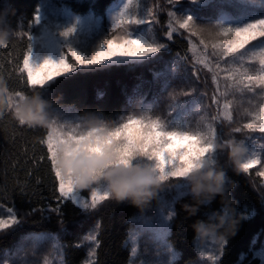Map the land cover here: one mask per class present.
<instances>
[{
    "label": "trees",
    "instance_id": "obj_1",
    "mask_svg": "<svg viewBox=\"0 0 264 264\" xmlns=\"http://www.w3.org/2000/svg\"><path fill=\"white\" fill-rule=\"evenodd\" d=\"M115 1L69 0L67 5L76 13L92 11L103 15ZM39 3L40 0H0L1 20L12 29L6 46L0 48V100L5 105L0 112V207L13 210L21 220L13 229L0 233V256L25 236L46 233L58 237L64 264H84L88 252L82 241L95 229L97 245L90 264H129L131 253L126 241L131 219L139 213L112 200L88 213L82 212L71 200L61 203L63 198L59 195L48 149L43 143L46 128L20 126L12 118L6 95L38 93L52 99L53 107L70 106L80 116L107 120L129 112L137 116L146 105L150 106L151 115L166 116L168 103L181 100L191 91L200 94L202 91L198 88L205 77L196 69L201 83L190 80L193 67L188 56V42L174 35L166 41L165 49L146 61L77 71L55 78L47 88H32L27 85L25 73L19 71L30 41L25 33L19 35L18 31L20 25L25 31L34 20ZM214 10L210 6L201 8L198 22H212L210 15ZM100 93L103 95L99 96ZM226 174L235 183L231 197L240 223L236 233L224 241L218 264H259L252 252L261 246L264 236V192L260 189V178L255 177L252 170L236 174L227 165ZM158 201L159 198L151 208L157 206ZM182 203H190L188 194L174 203L176 215L171 218L167 241L178 253L174 264H193L197 251L190 225L196 219H203L210 210L218 209L219 204L213 202L210 208H201L197 216L187 218L180 210ZM241 254H244L243 260Z\"/></svg>",
    "mask_w": 264,
    "mask_h": 264
},
{
    "label": "rangeland",
    "instance_id": "obj_2",
    "mask_svg": "<svg viewBox=\"0 0 264 264\" xmlns=\"http://www.w3.org/2000/svg\"><path fill=\"white\" fill-rule=\"evenodd\" d=\"M67 1L69 0H40L34 15V17L39 16V22L36 23L34 19L27 25L25 31L21 28L22 25L19 26V35L25 33L28 38L30 37L28 52H32L34 60L39 61L45 56L56 59L65 47H71L87 57L104 38L125 34L141 36L157 43H163L165 45L163 49H165L166 41L174 35H180L186 39L189 45L188 56L193 67V75H191L190 80L196 83L200 82L196 69L199 74H203L205 77L198 88L202 92L195 94L191 91V93L184 94L181 100L168 103L165 108L166 116L151 115V112H148V115L153 119L159 118L168 125L169 130L186 131L190 134L207 132L208 126H211L216 133L215 142L230 138L241 141L249 150V153L256 151L260 155L262 165H264V136L259 133H247L246 131L237 133L233 131L234 128L241 127L243 123L248 121L249 118L245 116V111L258 103V96L247 92L243 94L234 93L231 89L227 90L226 95H221L220 93L226 91V82L222 79L225 73L220 72L216 67L219 64L221 68H226L229 63L235 66L241 62L245 66L257 67L258 65H248L247 57L250 52L259 51L261 47H264V38L253 41L242 50L244 57L242 61L240 59L234 60L232 57L227 58V60L221 59L220 49L212 47L213 44H221L225 39V37L217 35L220 30L230 29L235 31L264 19V0H179L178 3L172 4H169L168 0H131L130 4L129 0H116L106 9L103 15L95 14L92 11L83 14L76 13L70 9ZM125 4H129V15L148 19L151 22L129 27L127 33L122 28H115L113 19L118 16ZM206 6L215 9L214 14L210 15L213 20L210 23L202 24L197 19L201 17L200 9ZM149 9L153 13L152 16H148ZM174 18L179 22L191 18L196 28L203 30L202 36H193L188 31L179 29ZM0 22H2L1 15ZM68 29H72V32L69 37L65 38L61 33ZM169 32H171V37H169ZM202 39L204 43H201ZM205 44H207V47H205ZM64 51L67 53V49H64ZM240 56L241 53H237V57ZM66 58L70 63L75 64L70 55H66ZM114 64L118 65L116 63H106L99 66H85L80 69L77 68L75 72L109 67ZM209 68L212 71H209ZM25 75L27 77L26 73ZM214 75L217 76L218 83H213ZM51 82H48L44 88H47ZM214 97L218 100V103L212 102ZM6 99L8 108L13 111L14 106L19 102L17 95L7 94ZM227 100L233 102L231 121L225 120L220 115L222 105ZM9 103L12 105L11 108ZM144 108L147 109L150 106L146 105ZM141 109L137 116L129 112L127 115H118L113 120L102 117L99 122L108 129H114L120 123L126 122L128 116H141L143 114ZM178 113L179 116H177ZM213 117H216V119H213ZM90 122L96 123L97 121H90L88 117L78 115L76 109L70 106L52 107L49 118V123H51L53 129H61L65 132L75 130L77 134L90 130ZM45 128L47 133L51 130L48 126ZM211 159L213 160V166H215L216 164H223L225 157L221 152H214L211 154ZM138 162L154 163L143 157H139ZM262 165H257L249 171H254V176L260 178V189L264 192V178L257 175L258 171L264 170ZM91 190L92 188L86 190V193L77 190V194L82 200H87L90 203ZM185 194H187V185L181 179L169 178L164 181L157 206L149 208L144 213H139L131 219V228L126 241L131 253L129 264H174L178 259V253L167 241L171 221L168 218V208L170 206L174 212L175 201ZM104 202H101L97 208ZM75 205L85 213L95 210L84 211L78 204ZM12 214H15L13 210L9 212V208L0 207V218H6ZM249 214L251 215V212ZM161 226L167 229L163 242L158 241L156 238V231ZM133 234H135V240ZM90 235L96 237V230H91L82 241L88 252L84 264H90L94 260L97 241L86 239ZM38 236H55L59 247L54 249L53 241L50 239L36 242L34 238ZM222 245L224 247L225 242L222 244H198L195 241L197 259L193 264H218L223 249ZM133 249H135V253ZM252 254L258 258L259 264H264V236L261 246L254 250ZM45 261H47V264H64L63 248L56 235L46 233L29 234L12 249L2 252L0 256V264H45Z\"/></svg>",
    "mask_w": 264,
    "mask_h": 264
},
{
    "label": "snow or ice",
    "instance_id": "obj_3",
    "mask_svg": "<svg viewBox=\"0 0 264 264\" xmlns=\"http://www.w3.org/2000/svg\"><path fill=\"white\" fill-rule=\"evenodd\" d=\"M179 0H168L169 4L178 3ZM131 0H129V4ZM129 4H125L124 8L120 11L118 16L113 19V26L115 28H122L125 33L127 29L132 26L148 24L151 21L144 18H138L135 15L128 14ZM151 9L148 11V16H152ZM171 15V13H169ZM35 22H39V16L34 17ZM175 20V18H174ZM179 29L188 31L190 35L202 36L203 30H198L193 24L191 18H186L182 22L175 20ZM72 29H68L61 33L65 38L69 37ZM218 36L225 37L224 41L217 45L213 44V48L220 49V58L227 60L232 57L234 60L244 59L242 50L247 45L251 44L260 38H264V19L258 20L255 23L249 24L242 29L232 31L230 29L220 30ZM171 37V32H169ZM30 38V37H29ZM201 43H204L203 39ZM6 44L0 48L5 47ZM163 43H157L154 40L145 39L141 36H133L125 34L122 36H112L111 38H104L87 57L73 50L71 47H65L61 50L58 58L52 59L45 56L43 59L36 61L33 59V54L29 51L23 57V66L19 68L21 74H27V85L32 88L39 87L43 89L48 82L54 81L56 77L66 76L73 73L77 68L85 66H99L106 63L116 64H131L146 61L148 58L154 57L163 49ZM207 47V44H205ZM237 53H241L237 57ZM66 55H70L75 64L69 62ZM248 65H258L257 67L245 66L243 62L233 66L229 63L228 67L221 68L219 64L216 65L220 72L225 75L222 79L226 82L224 93L231 89L234 93L243 94L254 93L258 96V103L254 104L250 109L245 111V116L248 121L243 123L241 127L233 129L234 132L246 131L247 133H259L264 136V47L259 51H252L247 57ZM209 71H212L209 68ZM213 83H218L217 76H213ZM259 90V92H257ZM219 91V88H218ZM187 94V93H185ZM19 101L23 100L26 95L19 92L16 93ZM102 96L103 94H98ZM213 103H218L214 97ZM19 103V102H18ZM132 99H129V104ZM9 107L12 105L9 103ZM233 102L227 100L222 105L220 115L225 120H232ZM142 115L139 117L128 116L127 121L120 123L114 129H108L103 126L99 121L102 117L90 116V121H97L91 126L90 130L84 133L77 134L75 130L65 132L61 129H53L51 123H48L50 131L47 133L46 140L43 141L47 145L49 159L51 160L52 170L55 174V179L58 182V191L61 198V203L71 200L73 203L78 204L84 211L89 209H96L97 206L109 200L108 194L102 190V185L94 186L91 190V202L82 200L77 194V190L73 187L71 180H66L59 169L56 167V155L61 145H76L77 148L83 145L87 151H99L105 146H114L118 158L121 162H126L131 156L146 158L149 162L148 165H154L161 174L163 180L169 178L180 179L184 170L189 167L197 165L201 158L208 164H213L211 153L214 142L216 140V133L208 126V131L201 133L197 132L190 134L186 131L169 130L168 125L162 122L159 118L153 119L148 115L151 111L150 108H142ZM179 116V113L177 114ZM216 119V117H213ZM79 127V125H77ZM243 143V142H242ZM246 155L240 162L241 171L249 173L257 165H262L260 155L256 151H251L245 147ZM264 167V165H262ZM257 175L264 178V170L257 172ZM12 210L9 209V212ZM35 211V209H33ZM56 211H59L57 207ZM171 207L168 208V218L173 217ZM246 218V217H245ZM21 223V220L15 214L8 215L6 218H0V233H5L13 229ZM167 234V229L161 226L156 231V238L158 241L163 242ZM135 234L133 239L135 240ZM36 242L41 240L50 239L53 241V248L56 249L59 245L56 243L55 236H38L34 238ZM86 239L95 241L96 237L90 235ZM255 243V239L253 241ZM223 247V245H222ZM135 253V249H133ZM175 255V254H173ZM211 259V257H209ZM244 259V254H241V260ZM47 264V261H45Z\"/></svg>",
    "mask_w": 264,
    "mask_h": 264
},
{
    "label": "clouds",
    "instance_id": "obj_4",
    "mask_svg": "<svg viewBox=\"0 0 264 264\" xmlns=\"http://www.w3.org/2000/svg\"><path fill=\"white\" fill-rule=\"evenodd\" d=\"M12 29L5 22H0V47L10 38ZM54 101L38 93L26 96L14 106L12 118L25 127H47ZM0 100V112L4 110ZM91 126L94 123L90 122ZM214 152L223 153V164H208L201 161L186 168L181 180L187 185L190 203H182L180 210L187 218L197 216L201 208H210L213 202L218 209L210 210L203 219H196L190 228L193 240L198 244H222L234 235L240 223V216L235 209L231 192L235 183L226 174V165L231 170L241 173L240 162L245 157V146L241 141L226 139L214 142ZM56 167L66 180H71L75 190L86 191L102 185L108 198L117 205L125 204L138 213L151 208L159 198L164 181L154 165L138 162L137 156H131L126 162L118 158L114 146H105L99 151H87L81 145H61L56 155ZM176 213H173L175 216Z\"/></svg>",
    "mask_w": 264,
    "mask_h": 264
}]
</instances>
